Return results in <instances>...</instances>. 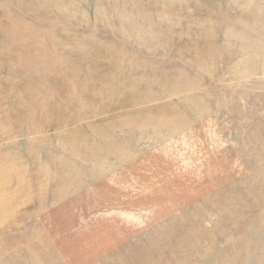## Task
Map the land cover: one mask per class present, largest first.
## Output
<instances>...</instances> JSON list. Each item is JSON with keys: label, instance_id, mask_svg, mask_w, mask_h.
I'll return each mask as SVG.
<instances>
[{"label": "rangeland", "instance_id": "rangeland-1", "mask_svg": "<svg viewBox=\"0 0 264 264\" xmlns=\"http://www.w3.org/2000/svg\"><path fill=\"white\" fill-rule=\"evenodd\" d=\"M0 264H264V0H0Z\"/></svg>", "mask_w": 264, "mask_h": 264}]
</instances>
